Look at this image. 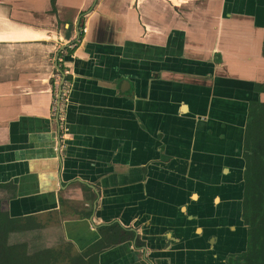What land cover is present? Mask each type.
<instances>
[{"label":"crops","instance_id":"crops-1","mask_svg":"<svg viewBox=\"0 0 264 264\" xmlns=\"http://www.w3.org/2000/svg\"><path fill=\"white\" fill-rule=\"evenodd\" d=\"M256 83L264 0H0L7 243L53 264H228Z\"/></svg>","mask_w":264,"mask_h":264},{"label":"trees","instance_id":"trees-1","mask_svg":"<svg viewBox=\"0 0 264 264\" xmlns=\"http://www.w3.org/2000/svg\"><path fill=\"white\" fill-rule=\"evenodd\" d=\"M255 90L257 96L249 108L242 149L243 221L247 227L239 251L227 256L228 264H264V102L258 98L264 92V84L256 83ZM20 222L10 219L0 208V264H53L57 256L51 260L42 255L31 258L26 244L7 243L11 228ZM82 256L73 258L71 264H95L93 259Z\"/></svg>","mask_w":264,"mask_h":264},{"label":"rangeland","instance_id":"rangeland-1","mask_svg":"<svg viewBox=\"0 0 264 264\" xmlns=\"http://www.w3.org/2000/svg\"><path fill=\"white\" fill-rule=\"evenodd\" d=\"M56 92H57V89H56ZM9 241L11 243H18V242H24V243H26L27 250H28V252H31V253H33V251H35L37 248L38 249L39 248H44L42 244H40V245L38 244L39 246L35 245L34 242L30 238H27L25 241H22V238L19 237V236H17V235L11 236V238H10ZM55 247H57V246H55ZM63 264H69V263H63Z\"/></svg>","mask_w":264,"mask_h":264},{"label":"water","instance_id":"water-1","mask_svg":"<svg viewBox=\"0 0 264 264\" xmlns=\"http://www.w3.org/2000/svg\"><path fill=\"white\" fill-rule=\"evenodd\" d=\"M58 60V58H57ZM59 71H60V68H59ZM63 75H65L63 72H62ZM65 81V77L63 76L62 78V82L60 83L59 85V92H58V100H59V104H58V107H60V101H61V98H62V90H63V83Z\"/></svg>","mask_w":264,"mask_h":264}]
</instances>
